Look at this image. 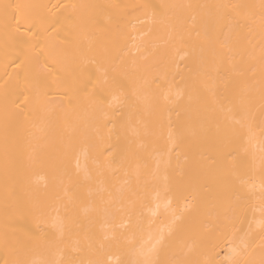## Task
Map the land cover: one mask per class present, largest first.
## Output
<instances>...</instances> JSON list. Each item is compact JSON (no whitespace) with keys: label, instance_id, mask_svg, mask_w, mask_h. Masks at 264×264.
I'll use <instances>...</instances> for the list:
<instances>
[{"label":"bare ground","instance_id":"bare-ground-1","mask_svg":"<svg viewBox=\"0 0 264 264\" xmlns=\"http://www.w3.org/2000/svg\"><path fill=\"white\" fill-rule=\"evenodd\" d=\"M0 264H264V0H0Z\"/></svg>","mask_w":264,"mask_h":264}]
</instances>
